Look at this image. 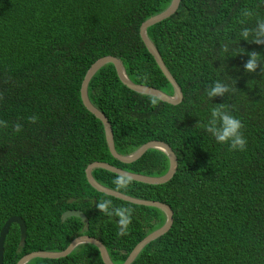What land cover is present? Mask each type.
<instances>
[{"label": "trees", "instance_id": "1", "mask_svg": "<svg viewBox=\"0 0 264 264\" xmlns=\"http://www.w3.org/2000/svg\"><path fill=\"white\" fill-rule=\"evenodd\" d=\"M172 1L0 0V120L8 122L0 127V233L13 216L27 225L25 246L19 226H11L3 264H18L32 252H62L83 235L100 240L114 264H124L166 224L163 210L106 195L89 183L86 170L95 162L162 177L170 159L155 148L134 163L116 159L81 88L89 69L113 56L135 84L173 96L174 87L140 33ZM246 8L255 14L244 17ZM258 17L264 18L260 0H181L175 14L148 29L182 89L178 105L157 97L152 104L154 96L128 88L113 64L91 80L90 100L109 119L120 155L160 141L178 158L175 176L162 185L130 179L126 188H117L118 174L92 172L107 188L165 203L174 212L170 231L132 264H264V61L252 73L244 67L252 52L264 55V43L241 36L243 28L256 27ZM218 79L232 91L210 99L206 90ZM216 104L243 121L244 151L216 142L198 124ZM17 122L23 125L18 133ZM103 199L134 209L126 234H119L117 217L97 208ZM68 210L83 211L89 227L77 217L63 220ZM27 264L105 263L97 246L83 244L65 258Z\"/></svg>", "mask_w": 264, "mask_h": 264}, {"label": "water", "instance_id": "2", "mask_svg": "<svg viewBox=\"0 0 264 264\" xmlns=\"http://www.w3.org/2000/svg\"><path fill=\"white\" fill-rule=\"evenodd\" d=\"M180 3H181V0H173L171 6L165 12H163L162 14H159L157 16H154V17L148 19L147 21H145L142 24L141 31H140L141 37H142L145 45L147 46L149 52L153 55L157 64L159 65L160 69L162 70V72L164 73L166 78L170 81V83L174 87L175 94L173 96H170L169 94H167V93H165L159 89L153 88V87L135 84L128 77L126 70H125V67L123 65V62L119 58H116L113 56H108V57H104V58L99 59L87 72V74L84 78L83 84H82V88H81V95H82L84 105L86 106V108L91 113H93L104 124L107 142H108L110 152L116 159H118L121 162L126 163V164L134 163L137 160H139L142 156H144L148 150L153 149V148L164 151L165 153H167V155L170 159V169H169L168 173L162 177H151V176L135 174V173H131V172H128L126 170L117 168V167H115L109 163H100V162H95V163L91 164L86 171L89 183L99 192L104 193V194L109 195V196L116 197L118 199L130 202L133 204L159 208V209L163 210L167 215L166 224L162 228H160L159 230H157V231L153 232L152 234H150L149 236H147L142 242H140L136 246V248L133 250V252L130 254V256L128 257V259L126 260V262L124 264H132L135 261V259L137 258V256L140 254V252L148 244H150L152 241L162 237L163 235H165L167 232L170 231V229L172 228L173 223H174V212L171 209V207L165 203L133 198V197H130L128 195H125L123 193H120L118 191H115L113 189H110V188L103 186L93 176V174H92L93 170L97 169V168H101V169H105V170H108V171L116 173V174H119V173L127 174L130 177V179L137 181V182H141V183H145V184H151V185H162V184H166L167 182L171 181L173 179V177L175 176V174L177 172V168H178V159H177V155L175 154L172 147L170 145H168L167 143L160 142V141L148 142L147 144L142 146L140 149H138L136 152H134L131 155H128V156L120 155L117 152L116 147H115L114 133H113L111 123L109 122V119L107 118V116L103 112H101L97 107H95L90 100L89 92H88L89 84H90L91 80L93 79V77L104 66H106L108 64H113L117 70V73H118L120 79L128 88H130L136 92L142 93V94L157 97L158 99H160L164 102L173 104V105L180 104L184 98L182 89L179 86V84L177 83V81L175 80V78L173 77V75L171 74L170 70L167 68L158 48L155 46L153 41L149 38L148 32H147L151 26H153L156 23L161 22L162 20H164V19L170 17L171 15L175 14L176 11L178 10L179 6H180ZM73 202H74V200L70 201V203H73ZM95 203H97V200H95ZM72 217L80 218L83 222H86L87 228L89 227V223L87 221V216L83 211H81V210H68L64 213L63 220H67V219L72 218ZM13 224H17L20 228L21 246H25V244H26L27 225H26L25 220L19 216L11 217L5 223V225L2 228L1 233H0V264L4 263L5 241H6V238L9 234V232H10L11 226ZM83 244H93V245L97 246L98 249L100 250V253H101V256H102L104 263L105 264H114L110 255H109L107 248L105 247V245L100 240L93 238V237H90V236H86V235H83V236L76 238L70 244V246L62 252H48V251L32 252V253L25 255L18 262V264H27L28 262H30L31 260L36 259V258H46V259L47 258L48 259L65 258V257L69 256L77 247H79L80 245H83Z\"/></svg>", "mask_w": 264, "mask_h": 264}, {"label": "clouds", "instance_id": "3", "mask_svg": "<svg viewBox=\"0 0 264 264\" xmlns=\"http://www.w3.org/2000/svg\"><path fill=\"white\" fill-rule=\"evenodd\" d=\"M260 4H264V0H260ZM255 14L253 9H244L242 15L249 17ZM243 23V21H241ZM241 36L249 40V37H253L252 41L256 43H264V18H257V24L254 29L243 28ZM228 51L227 45L224 48V52ZM251 58L245 64V69L249 73L255 72L260 63L264 61V55L252 52ZM207 96L212 99L217 96H224L232 91L231 85L224 80H216L212 86L207 88ZM157 98L153 97L151 100L152 104H156ZM210 108V116L206 120H200L198 122L212 137L215 141L220 144H228L232 150L244 151L247 147V137L245 136L243 129V121L236 115L232 114L227 109L225 104ZM29 119L35 122L38 117L32 116ZM8 122L0 120V127H7ZM15 131L18 133L22 130L23 125L17 122L14 126ZM130 182V177L127 174L119 173L114 180L117 188H126ZM97 208L109 217H117L118 231L120 235H124L129 231V226L133 220L134 209L130 206H115L112 199L99 200Z\"/></svg>", "mask_w": 264, "mask_h": 264}, {"label": "bare ground", "instance_id": "4", "mask_svg": "<svg viewBox=\"0 0 264 264\" xmlns=\"http://www.w3.org/2000/svg\"><path fill=\"white\" fill-rule=\"evenodd\" d=\"M89 166H90V165H89ZM89 166H88V167H89ZM87 169H88V168H87ZM86 171H87V170H86ZM86 174H87V173H86Z\"/></svg>", "mask_w": 264, "mask_h": 264}, {"label": "rangeland", "instance_id": "5", "mask_svg": "<svg viewBox=\"0 0 264 264\" xmlns=\"http://www.w3.org/2000/svg\"><path fill=\"white\" fill-rule=\"evenodd\" d=\"M167 154V153H166ZM178 159V158H177ZM138 257V256H137Z\"/></svg>", "mask_w": 264, "mask_h": 264}]
</instances>
